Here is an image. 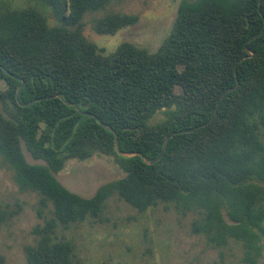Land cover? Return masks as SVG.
I'll use <instances>...</instances> for the list:
<instances>
[{"label":"trees","instance_id":"16d2710c","mask_svg":"<svg viewBox=\"0 0 264 264\" xmlns=\"http://www.w3.org/2000/svg\"><path fill=\"white\" fill-rule=\"evenodd\" d=\"M116 1L0 4V155L20 189L40 196L43 220L27 264H74L76 246L59 231L102 221L114 195L139 212L166 203L198 214L194 231L212 245L234 243L242 264H264V0H183L156 52L124 42L106 54L84 18ZM138 20L109 13L94 29L115 35ZM103 124L120 151L150 161L180 133L149 165L119 155ZM23 145L44 164H30ZM96 155L125 176L90 198L57 179L69 160ZM7 219L0 203V226Z\"/></svg>","mask_w":264,"mask_h":264},{"label":"rangeland","instance_id":"374dc122","mask_svg":"<svg viewBox=\"0 0 264 264\" xmlns=\"http://www.w3.org/2000/svg\"><path fill=\"white\" fill-rule=\"evenodd\" d=\"M183 0H119L104 10L89 13L84 18L85 36L106 54L115 52L129 42L156 52L170 34ZM14 8L36 6L39 0H0ZM109 13L136 15L138 22L115 35H100L96 20ZM49 24H56L47 12ZM165 118L160 111L152 119ZM30 164H44L27 151ZM14 171L0 155V203L8 219L0 226V264H27L25 248L36 242L33 229L42 224L38 216L40 196L20 189ZM125 173L106 156L89 160H69L57 174V179L71 192L90 198L107 183L119 180ZM200 219L193 212L182 213L173 204L160 203L139 212L117 195L107 202L102 221L87 219L59 231V236L76 246L74 264H242L243 251L234 243L218 248L207 237L194 231Z\"/></svg>","mask_w":264,"mask_h":264},{"label":"water","instance_id":"95a60500","mask_svg":"<svg viewBox=\"0 0 264 264\" xmlns=\"http://www.w3.org/2000/svg\"><path fill=\"white\" fill-rule=\"evenodd\" d=\"M246 49H247V47H246ZM252 55H253V53L251 54V56H252ZM20 88H21V87H20ZM30 104H31V103L23 104V106H28V105H30ZM69 104H70V103H69ZM70 105H72V104H70ZM76 107H77V106H76ZM77 109H78V111H80V108L77 107ZM90 115H91V114H90ZM91 116L97 118L95 115H91ZM103 125H104L105 127H107L108 129H110L112 132H114V133L116 134L115 130L112 129L110 126H107V125H105V124H103ZM189 131H191V130H189ZM181 132H188V131H181ZM178 133H180V132H174V133H172V135H170V136L167 138L162 153H161V154H160L155 160H153V161L148 160V159L146 158V156H144V155L141 154V153H131V152H122V151H120L119 148H118L119 138H118V135H117V134H116V140H115V148H116V151L119 153V155H121V156H123V157H132V156H136V155H138V156L143 157V159H144V161H145L146 164L151 165V164L156 163L157 161H159V160L162 158L164 152L167 150V147H168V144H169L171 138H172L174 135L178 134Z\"/></svg>","mask_w":264,"mask_h":264}]
</instances>
